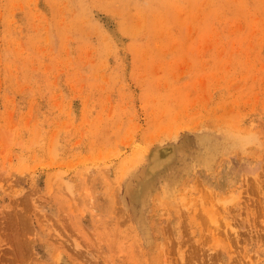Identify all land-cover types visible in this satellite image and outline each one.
I'll use <instances>...</instances> for the list:
<instances>
[{
    "label": "rangeland",
    "instance_id": "obj_1",
    "mask_svg": "<svg viewBox=\"0 0 264 264\" xmlns=\"http://www.w3.org/2000/svg\"><path fill=\"white\" fill-rule=\"evenodd\" d=\"M0 264H264V0H0Z\"/></svg>",
    "mask_w": 264,
    "mask_h": 264
}]
</instances>
